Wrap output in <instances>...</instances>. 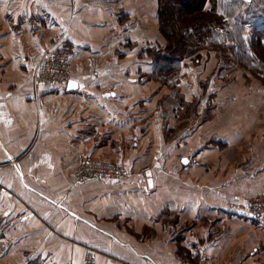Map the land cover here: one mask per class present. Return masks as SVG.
<instances>
[{
	"label": "crops",
	"instance_id": "obj_1",
	"mask_svg": "<svg viewBox=\"0 0 264 264\" xmlns=\"http://www.w3.org/2000/svg\"><path fill=\"white\" fill-rule=\"evenodd\" d=\"M151 1L0 0V264H83L87 249L97 264H264V227L226 207L264 188V166L206 179L234 140L206 137L173 107L152 57L118 53L157 19ZM62 45L70 81L39 87L35 54ZM83 152L150 169L142 181L76 183Z\"/></svg>",
	"mask_w": 264,
	"mask_h": 264
},
{
	"label": "rangeland",
	"instance_id": "obj_2",
	"mask_svg": "<svg viewBox=\"0 0 264 264\" xmlns=\"http://www.w3.org/2000/svg\"><path fill=\"white\" fill-rule=\"evenodd\" d=\"M169 2L172 4L171 15L176 16L180 6L176 0H169ZM156 3L157 7L154 6L153 8L156 9L157 19L147 17L148 22H150L148 23L149 30H144L138 34L139 36H136L139 44L134 45L131 36H123V42L117 49L118 53L122 52L126 54L127 52V54L132 53L135 55L139 52V55L152 57L156 65L153 50L167 51L166 45H168V39L161 30L158 0H156ZM145 4L152 5V1L145 0ZM149 8L152 9V7ZM179 14L180 11L178 12ZM231 43L229 42L228 44L230 45ZM222 45L221 43L209 44L197 51L192 57H187L174 65V68H171V70L164 72V76H162V72H153L152 74V77L163 84V88L166 87L165 89L168 92L170 91L174 96L175 100L172 102L174 108H181L183 106L187 115L193 118L194 123H204L206 137H210L211 139L220 135L221 139L234 140L229 147L224 145L226 150L230 149V151L234 152L229 153L223 161L222 159L221 161H212L210 165L205 166L208 173L206 179L212 175L211 170H217L219 174L238 166L247 168L248 163H253V161L256 163L257 168L264 166V50L260 51L255 47V50L251 51L252 55L260 54L259 58L263 61L257 66L256 58L246 60L237 47L232 48ZM252 62L254 63L252 64ZM70 70L71 75L72 69ZM172 73H176L175 76H177L174 82L169 81L172 77H168ZM193 88L194 90L198 88L200 92L204 93L200 95L194 94V99L191 103H184V99H182L180 93ZM213 88L216 89L215 92L217 94H210ZM237 91L241 93L239 101H236V98L232 97L233 93H237ZM176 95L178 98H176ZM183 103L184 105H182ZM208 143L212 144L213 140H210ZM85 154L90 158L93 157L88 152H83L78 156V160L72 170L73 182L80 183L73 176V171L81 164V156ZM95 159L124 164L129 168L136 169L137 173L143 167L148 166H133L124 161H114L106 158L97 157ZM261 194H264V188L251 196H241V198L235 197L227 200L226 207L233 211L235 215L256 220L257 227L262 228L264 227V214L258 216H250L248 214L249 209L252 208V199ZM259 209L261 210V208ZM262 238H264L263 235Z\"/></svg>",
	"mask_w": 264,
	"mask_h": 264
},
{
	"label": "trees",
	"instance_id": "obj_3",
	"mask_svg": "<svg viewBox=\"0 0 264 264\" xmlns=\"http://www.w3.org/2000/svg\"><path fill=\"white\" fill-rule=\"evenodd\" d=\"M176 1L180 6L177 19L171 15L169 0H158L161 30L168 45L167 51L152 49L158 70L155 68L154 73L162 72L164 76V72L211 43L237 47L246 60L256 58L257 66L263 62L260 54L252 55L251 51L255 47L264 50V0ZM229 42L232 43L229 45ZM175 74L168 76L172 77L169 81L177 79Z\"/></svg>",
	"mask_w": 264,
	"mask_h": 264
},
{
	"label": "built area",
	"instance_id": "obj_4",
	"mask_svg": "<svg viewBox=\"0 0 264 264\" xmlns=\"http://www.w3.org/2000/svg\"><path fill=\"white\" fill-rule=\"evenodd\" d=\"M34 81L39 87L55 89L68 84L71 79L70 69L73 58L72 51L65 46L46 48L35 54ZM39 106L43 105L42 100H38ZM81 164L74 169L73 176L76 181L81 182L90 177L99 178L105 181L130 182L144 180L145 174L150 169L145 166L139 173L136 169L109 161H102L90 158L88 155L81 156ZM252 208L249 209L250 216L264 214V194L255 196L252 199ZM261 208V210L259 209ZM244 211V210H243ZM83 264H97L96 254L93 249H87L83 257ZM131 264V263H126ZM181 264H207L203 259L199 262L182 259Z\"/></svg>",
	"mask_w": 264,
	"mask_h": 264
},
{
	"label": "snow or ice",
	"instance_id": "obj_5",
	"mask_svg": "<svg viewBox=\"0 0 264 264\" xmlns=\"http://www.w3.org/2000/svg\"><path fill=\"white\" fill-rule=\"evenodd\" d=\"M72 87H76V85H75V84H73V85H72ZM185 162H187V161H185Z\"/></svg>",
	"mask_w": 264,
	"mask_h": 264
},
{
	"label": "water",
	"instance_id": "obj_6",
	"mask_svg": "<svg viewBox=\"0 0 264 264\" xmlns=\"http://www.w3.org/2000/svg\"><path fill=\"white\" fill-rule=\"evenodd\" d=\"M184 161H186V160H184ZM148 176H149V178L151 177V176H150V173L148 174Z\"/></svg>",
	"mask_w": 264,
	"mask_h": 264
}]
</instances>
